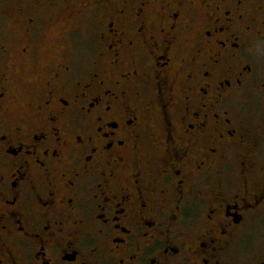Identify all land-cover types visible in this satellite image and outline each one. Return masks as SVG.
<instances>
[{
	"label": "flooded vegetation",
	"instance_id": "1",
	"mask_svg": "<svg viewBox=\"0 0 264 264\" xmlns=\"http://www.w3.org/2000/svg\"><path fill=\"white\" fill-rule=\"evenodd\" d=\"M0 264H264V0H8Z\"/></svg>",
	"mask_w": 264,
	"mask_h": 264
},
{
	"label": "rangeland",
	"instance_id": "2",
	"mask_svg": "<svg viewBox=\"0 0 264 264\" xmlns=\"http://www.w3.org/2000/svg\"><path fill=\"white\" fill-rule=\"evenodd\" d=\"M7 2L8 0H0V13H2L1 11L5 10L7 6Z\"/></svg>",
	"mask_w": 264,
	"mask_h": 264
}]
</instances>
